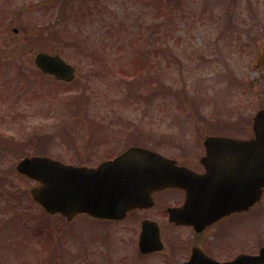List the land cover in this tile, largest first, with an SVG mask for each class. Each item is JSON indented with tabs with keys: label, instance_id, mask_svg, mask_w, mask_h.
<instances>
[{
	"label": "rangeland",
	"instance_id": "obj_1",
	"mask_svg": "<svg viewBox=\"0 0 264 264\" xmlns=\"http://www.w3.org/2000/svg\"><path fill=\"white\" fill-rule=\"evenodd\" d=\"M46 1L0 0V57L12 59L26 72L20 84L29 85L38 77L35 93L27 90L17 96L23 112L18 121L9 117L10 109L0 108V130L15 138L9 146L0 145L6 148L0 155V264H36L31 248L37 247L36 254L43 250L44 236L21 240L22 223L1 225L22 210L32 218L28 230L52 228V264H142L135 249L139 227L131 218L100 223L79 216L67 225L45 217L33 222L34 214L41 212L28 197L35 183L17 175L14 165L36 154L34 146L53 159L95 165L103 160L100 153H119L132 142L188 162L203 153L202 140L208 135L236 134L241 126L243 137H250L252 118L264 108V0H166L165 10L159 0H100L97 8L92 6V17L85 19L74 15L81 0H67L74 9L66 8L62 15L59 0ZM19 26L27 28L26 34L12 32ZM35 30L42 39H37L35 50H55L75 66L71 88L33 74L34 53L22 47ZM144 63L147 72L132 80L136 67ZM146 79L149 82L143 83ZM87 80L88 111L79 116L71 112L77 109V99H69V106L65 91ZM137 129L146 134L138 132V137ZM19 141L20 147L12 144ZM176 194L164 196L172 203ZM161 213L157 206L141 214L162 222ZM161 226L169 239L185 233L174 234L163 222ZM260 226L264 242L262 217ZM43 253L38 254L42 260ZM164 262L156 255L145 263Z\"/></svg>",
	"mask_w": 264,
	"mask_h": 264
},
{
	"label": "water",
	"instance_id": "obj_2",
	"mask_svg": "<svg viewBox=\"0 0 264 264\" xmlns=\"http://www.w3.org/2000/svg\"><path fill=\"white\" fill-rule=\"evenodd\" d=\"M35 64L58 80L69 82L73 78L74 68L59 55L39 52ZM252 131L254 137L249 140L212 136L204 141L207 150L217 147L227 154L232 150L240 151L246 208L260 198L264 187V109L255 114ZM17 170L40 184L30 192L47 213H59L68 220L79 213L98 219H122L131 209L150 206L153 192L177 186L185 189L187 202L183 208L171 210L170 219L189 222L188 213L181 216L189 204L190 184L181 180L182 175L188 173L187 169L143 148L131 147L95 169L66 165L47 157H31L21 160ZM138 246L142 253L160 249L154 222L142 223ZM228 264H264V248L258 256H241Z\"/></svg>",
	"mask_w": 264,
	"mask_h": 264
},
{
	"label": "flooded vegetation",
	"instance_id": "obj_3",
	"mask_svg": "<svg viewBox=\"0 0 264 264\" xmlns=\"http://www.w3.org/2000/svg\"><path fill=\"white\" fill-rule=\"evenodd\" d=\"M12 29H14L12 32L15 34H26L27 32L21 28L13 27ZM34 38V35L32 37L28 35V44L23 43L22 49L27 48L29 52L35 54ZM20 54L14 53L13 55L20 56ZM6 59L0 57V108L10 109L9 112L6 111L9 117L18 121L17 119L23 116V112L16 103L17 96L18 98L22 97V94H25L27 90L28 92L33 90L35 93L33 85L38 77H35L34 82L29 85L20 84L19 79L25 77L26 72L15 66L12 59ZM4 65H10V67L5 69ZM9 70H12L13 73L10 74ZM33 74H39L43 78L47 77L51 82L53 81L64 88L73 84L56 81L53 77L41 73L36 67ZM76 77L72 82H75ZM43 80L39 82L43 83ZM25 81L23 80V82ZM22 85L24 89L21 88ZM20 91L24 92L18 94ZM17 106L19 109H17ZM5 118L6 116L3 115V119ZM239 128V133L230 135L225 133L223 136L244 139L243 129L241 126ZM14 139L10 135L6 136L5 132L0 130L1 146H9V141H14ZM12 144L20 147V141ZM34 148L36 147L34 146ZM3 152H6V148L0 149V155ZM100 154L103 160L115 156H108L109 153L106 154L105 152ZM198 155L186 159L188 162H180L177 158H172L179 167L186 168L189 171V173L182 175L181 179L190 184V206L189 212H187L190 217L189 222L178 220V218L176 221L171 220L169 215L170 210H176L185 204L186 192L181 188H167L156 192L153 194L154 200L151 208L136 209L127 214L126 219L131 218L137 222L139 232L141 222L146 219L155 221L158 226L161 249L147 255H141L137 250L142 264H146L145 262L149 258L156 255L162 257L165 264H170L171 260L169 258L174 259L176 264H187L188 262H192V264H215L214 262L227 264L245 254L255 256L264 248V242H261L262 228L260 226V219L261 217L264 218V188L260 200L245 208V175L243 157L240 156V151L232 150L230 154H227V151L222 148L214 147L209 150L203 148V153ZM99 163L95 165L87 164L86 166L95 167ZM166 192H175L178 197L172 203H169V200L165 199L164 196ZM158 195H162V197L159 196L160 200L157 198ZM157 206L162 208L161 216L163 217L164 228L167 227L169 230L174 231V234L179 230L185 231V233L182 232L184 235L178 233L177 236L172 235L171 239L168 238V231H166L165 236L170 242H174L172 244L166 243L167 239L163 234L162 222L141 214L147 213ZM22 215H27V213ZM28 219L32 220L31 217H28ZM35 219L36 214H34L33 220ZM3 221L1 220V222ZM165 256H168V258L165 259ZM172 263L173 261H171Z\"/></svg>",
	"mask_w": 264,
	"mask_h": 264
},
{
	"label": "trees",
	"instance_id": "obj_4",
	"mask_svg": "<svg viewBox=\"0 0 264 264\" xmlns=\"http://www.w3.org/2000/svg\"><path fill=\"white\" fill-rule=\"evenodd\" d=\"M101 1L100 0H82V4H77V6H79V9L76 10L75 9V16H77V18L80 17V19L82 18H86V17H92V12H95L94 7L92 8V6H95V8H97L99 6V3ZM160 2V0H159ZM60 6V15H62L67 9H74V6L70 5V2L67 0H61V3L59 4ZM70 20V18H68ZM67 19V20H68ZM83 19V20H84ZM78 20V19H76Z\"/></svg>",
	"mask_w": 264,
	"mask_h": 264
}]
</instances>
